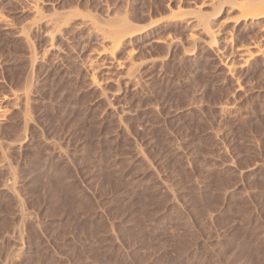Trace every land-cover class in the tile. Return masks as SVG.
<instances>
[{
  "label": "rangeland",
  "instance_id": "374dc122",
  "mask_svg": "<svg viewBox=\"0 0 264 264\" xmlns=\"http://www.w3.org/2000/svg\"><path fill=\"white\" fill-rule=\"evenodd\" d=\"M9 1L3 13L16 28L27 24L43 60L30 67L24 40L0 29V104L11 114L0 137L14 143L7 156L17 194L0 164V264H264V40L247 61L232 53L261 37L236 19L234 0H35L47 17L124 16L159 38L136 50L137 81L104 83V92L80 61L101 46L94 33L65 27L69 42L57 34L49 52L52 27L32 14L31 0ZM198 5L214 25L224 22L214 46L198 30L200 41L185 39L182 20ZM169 37L179 42L169 48ZM26 84L25 130L24 101L10 96Z\"/></svg>",
  "mask_w": 264,
  "mask_h": 264
},
{
  "label": "bare ground",
  "instance_id": "6f19581e",
  "mask_svg": "<svg viewBox=\"0 0 264 264\" xmlns=\"http://www.w3.org/2000/svg\"><path fill=\"white\" fill-rule=\"evenodd\" d=\"M6 2L7 3V0H0V4L1 3H3V2ZM11 1V4H12V2L13 1H15V0H10ZM10 1H9V3H10ZM18 1V3H20L21 1L20 0H17ZM20 1V2H19ZM210 1V0H209ZM211 1H213V0H211ZM226 2H227V0H225ZM229 1V0H228ZM4 2V3H5ZM16 2V1H15ZM15 2H13V3H15ZM231 2H234V3H231ZM29 4H27V6L29 7V10H31L32 11V14H33V12L35 13V17H41V20H42V18L43 19H45L46 20V25L48 24V25H50L51 27H52V30H51V32L49 33V30L51 29V28H49V30H48V33H49V35H47V37H49V39L48 40H50V46L48 47V49H46V50H48L49 51V48L51 47V48H55L56 46H55V40H57V38H56V36H57V34H59L58 36H59V38L61 37L62 39H64V41L66 40V36H64V33H66V32H64L63 33V30H64V28L66 27H69V26H72L73 28H77L78 29V27H81V25L82 26H86V28H88V29H86V28H84V29H86V30H90L92 33H94V35L93 36H95L96 37V41H97V43L99 44V45H101L100 47H99V49L98 48H95V49H93L92 48V50H90L87 54H85L84 55V57H82V59L80 60V61H82V65H83V67L86 69V71L89 73L88 75L90 76V80H91V84H92V86L95 88L96 87V89L98 88L100 91H102V89H103V87H102V85L104 84V83H108V82H113V83H117L118 85H120V84H126V86H127V84L128 83H132V81L133 80H135L136 79V76L138 77V74L140 73L139 71H140V69H141V66L143 65V62H142V65H141V63L139 62H137V57L135 58V53H137L136 52V50L137 49H141L142 47H144V46H146L147 47V45L148 46H150V45H152L153 43L152 42H158V39L159 38H157L156 39V37L155 38H152L151 40H149L148 39V37H147V35H143V31H145V27H137V26H135V24H133V23H131L127 18H125L124 16H121L120 18H118V17H115L114 19L112 18H110V19H99V17L97 18L96 16H94V15H90V14H82L81 16H77V15H79V14H76L75 13V16L74 17H72V15H68V12L67 13H63V12H58L57 13V15H54V16H50V17H47V15L46 16H44V14H43V12L41 11V9H40V5H38L39 3H37V1H35V0H31V2H28ZM211 2H209V4H210ZM216 3V2H215ZM228 3V2H227ZM229 3H231V5L229 4ZM228 3V5H229V9L230 10H235L236 11V13L234 14V15H237V18H236V16H234V19L236 18V19H239L240 21L242 20V21H244L243 22V25L244 24H246V28L247 29H249L248 27H250V29H251V27L253 28V27H256L257 29H258V35L260 34L261 35V37H259L258 38V41H260L261 42V40H264V0H238V1H236L235 2V0L234 1H230ZM205 5H206V3H204ZM212 4H214L213 2L210 4L211 6H212ZM201 5H203V4H201ZM213 6H215V4L213 5ZM1 5H0V29H3V30H6V31H9V32H7V33H10V31L11 30H13L14 32L13 33H10V35L12 36V38L13 37H21L22 38V41L24 42V44L27 46V48H28V50H29V54H28V56L26 55V57H28V59H29V61L31 62L30 64H29V62H28V64L29 65H31L30 67H34L35 66V63H36V61H38L37 60V58L38 59H41L40 57H36L35 56V51L33 50L34 49V46H33V43H32V41H31V39H30V36H29V31L31 30V29H26L27 27V24H26V26H25V24H24V26H21V27H19V28H16L14 25H13V23L9 20V18L7 17V15H5L4 13H3V11H2V9H1ZM204 7H202V6H199L198 5V8L195 10V15L193 16V17H191V18H189L188 19V21H186V17H184L185 18V20H182V21H185V23L186 24H188V34H186L187 36V38H185V39H187V42L191 45L192 43H194L195 44V42H198V40L200 41V36H201V34L203 33V34H206V36H208V38H209V45H212L213 44V46H214V44L216 45V42L218 41V35H220L221 33H222V30L224 29V28H222V27H224L222 24H224V22L222 23V24H220L219 25V23H221V22H217V24L219 25V26H216V25H214V23L212 22V20L210 19L211 18V16L212 15H210V18H209V16H208V14H206L205 15V13H204V9H203ZM215 8V7H214ZM220 8V7H219ZM223 8V7H222ZM28 9V8H27ZM216 9H218V7H217V5H216ZM215 9V10H216ZM221 9V8H220ZM225 9H226V7H225ZM12 10V9H11ZM28 11V10H27ZM216 11H218L217 12V14H219V10H216ZM229 11V10H228ZM227 11V12H228ZM181 12V14H182V11H180ZM231 12V11H230ZM41 13H42V15H41ZM185 13V12H184ZM176 15H180V14H176ZM183 15V14H182ZM213 15H216V14H213ZM206 16H208V17H206ZM190 17V16H189ZM215 17V16H214ZM81 21H80V20ZM212 19H213V16H212ZM214 19H216V18H214ZM235 19V20H236ZM44 20V21H45ZM79 20V21H78ZM105 20V21H104ZM219 20V19H218ZM40 21V20H39ZM214 21V20H213ZM221 21V20H220ZM238 21V20H237ZM33 22H36V21H33ZM32 22V23H33ZM216 22V21H215ZM29 23V22H28ZM31 23V22H30ZM29 23V24H30ZM38 23V22H37ZM238 23V22H237ZM33 24H35V23H33ZM33 24L31 25V28H32V26H33ZM72 24V25H71ZM216 24V23H215ZM28 26H30V25H28ZM187 26V25H186ZM71 27V29H73ZM152 27V26H151ZM29 28V27H28ZM245 28V29H246ZM16 29V30H15ZM69 29V28H68ZM74 29V30H75ZM147 29H149V28H147ZM146 29V30H147ZM228 29V28H227ZM227 29H225V31H227ZM79 30V29H78ZM77 30V31H78ZM81 30V29H80ZM79 30V31H80ZM152 30V29H151ZM197 30H198V32H201V34H199V33H197ZM64 31H66V30H64ZM69 31H70V33H71V30L69 29ZM78 31V32H79ZM148 31V30H147ZM247 31V30H246ZM73 32V31H72ZM224 32V31H223ZM230 31H228L227 33H229ZM257 32V31H256ZM47 33V34H48ZM148 33V32H147ZM226 33V34H227ZM67 35L69 34L68 32L66 33ZM65 34V35H66ZM75 34H76V32H75ZM150 34H152L151 32H150ZM199 34V35H198ZM226 34H225V38H224V40L223 41H226V43H228V38H229V41H230V39H231V36H227L226 37ZM8 35V34H7ZM9 35V36H10ZM149 35V34H148ZM153 35V34H152ZM233 35V34H232ZM221 36H222V34H221ZM70 36H68V42H69V38ZM224 37V36H223ZM56 38V39H55ZM170 38V37H169ZM222 38V37H221ZM223 39V38H222ZM222 39H220V40H222ZM227 39V40H226ZM260 39V40H259ZM168 40V44H166L167 46L169 45V46H172V45H174V44H177L179 41H178V39L177 38H173V39H167ZM170 40V41H169ZM232 40V39H231ZM95 41V42H96ZM160 41V40H159ZM258 41H256V42H254L253 41V43H251L250 41V43L249 44H244V46H242V45H238V47L237 46H235V48L233 47V49L234 50H232V53L233 52H236V55L238 56V59L239 58H243L242 60V62H244L245 60L247 61V59H246V57H245V60H244V56L246 55V54H251L250 56L252 57L255 53H253L254 52V50L252 49V48H255V47H258V50H260V52H261V49H259L261 46H263V43H264V41H263V43H262V45H261V43L259 44L258 43ZM221 42V41H220ZM152 43V44H151ZM181 43V42H180ZM230 43H231V41L229 42V44L228 45H230ZM150 44V45H149ZM193 44V45H194ZM225 44V43H224ZM233 44V42L231 43V45ZM58 45V44H57ZM226 45V44H225ZM230 45V46H231ZM236 45V44H235ZM245 45H247V46H245ZM259 45H260V47H259ZM168 46V47H169ZM229 46V47H230ZM58 47V46H57ZM60 47V46H59ZM145 47V48H146ZM211 47V46H210ZM227 47V46H226ZM264 47V46H263ZM170 48V47H169ZM57 49V48H56ZM189 49V48H188ZM54 50V49H53ZM60 50V49H59ZM62 50V49H61ZM68 50V49H67ZM66 50V51H67ZM126 51V53H125V56H124V58L123 57H121V51ZM217 50V51H216ZM215 51V53L217 54V58L219 57L220 58V60H221V62L225 65V67L231 72V74H233L232 73V71L234 70V68H235V66L233 67V66H231L232 64H230L229 62H226V60H224V58H227V57H229V56H226L225 57V55H226V51L224 50V48H223V50L222 49H219V48H217ZM253 52H252V51ZM263 50H264V48H262V53H263ZM51 51V50H50ZM49 51V52H50ZM69 51V50H68ZM186 51H191L190 49L189 50H186ZM255 51H257V50H255ZM28 52V51H27ZM47 52V51H46ZM71 52V51H70ZM192 52V51H191ZM230 52V51H229ZM260 52H257L256 54L258 55V53H260ZM62 53V52H61ZM68 53V52H67ZM228 54V53H227ZM42 55V54H41ZM45 55V54H44ZM229 55V54H228ZM235 55V54H234ZM235 55V56H236ZM260 55V54H259ZM263 55V54H262ZM25 56V55H24ZM43 56V55H42ZM46 56V55H45ZM45 56H43V58L45 57ZM58 56V55H57ZM61 56V55H60ZM69 56V55H68ZM249 55H247V58H249L248 57ZM25 57V59L26 60H28L27 58ZM60 58V57H59ZM61 58H62V56H61ZM61 58H60V60H61ZM45 59V58H44ZM136 59V60H135ZM41 60H43V59H41ZM149 60H151V59H149ZM148 60V61H149ZM249 60V59H248ZM225 61V62H224ZM241 61V60H240ZM38 63V62H37ZM51 63H53V62H51ZM57 63V62H56ZM53 65V64H52ZM51 66V65H50ZM237 66V65H236ZM29 67V68H30ZM36 67V66H35ZM151 67H152V65H151ZM28 68V70H33V69H29ZM52 68V67H51ZM35 69V68H34ZM228 71V72H229ZM31 74H33L31 71H29ZM139 72V73H138ZM234 72H235V70H234ZM30 73H29V75H30ZM27 75H28V73H27ZM32 76V75H31ZM149 77H151V76H149ZM138 79V78H137ZM147 79H148V77H147ZM28 80H31V78L29 79V76H28ZM135 81H137V80H135ZM26 82H28V81H26ZM32 82V81H31ZM134 82V81H133ZM29 83V85H31V83L30 82H28ZM27 83V84H28ZM26 84V87L24 86V88H23V91H21L20 89V92H17L18 90H13V91H15L13 94H12V97L10 96V99H12V100H15L16 101V103H18L19 101H24V103H23V108H22V111H21V109H20V115H21V121H22V124H23V126H24V128L23 129H25V127H28L30 124H31V114L29 113L30 111H28V106H30L29 105V102H30V91H31V89H29V85H27ZM133 84V83H132ZM136 85H137V83H136ZM28 86V87H27ZM31 88V87H30ZM102 92H104V89H103V91ZM116 93H118V92H116ZM115 93V94H116ZM7 95H9V94H7ZM5 97H7L6 95H5ZM4 97V98H5ZM107 97V96H106ZM8 98V97H7ZM108 98V97H107ZM9 98H8V100H10ZM4 100V99H3ZM7 100V101H8ZM15 101H12V106L14 107L15 105H13L14 104V102ZM109 101V100H108ZM22 103V102H21ZM110 104H108L109 105V107L111 108V106L114 108V105H113V103H111V102H109ZM20 104V103H19ZM17 105V104H16ZM21 105V104H20ZM19 105V106H20ZM111 105V106H110ZM6 106L7 105H1L0 104V126H1V123H4V121L6 120V119H8L7 117H10L11 116V114H10V112L6 109ZM11 106V105H10ZM18 105H17V108L19 107ZM9 108V107H8ZM14 109V108H13ZM19 109V108H18ZM114 109H116V107L114 108ZM7 112H9V114H10V116H8L7 114ZM119 112V115H118V117L120 118H117V119H119L120 121L122 120L121 119V117H122V115L124 114H128V110H126V108H124L123 107V109L121 110V112L120 111H118ZM130 113V112H129ZM123 115V116H124ZM123 118V117H122ZM19 119V120H20ZM116 119V120H117ZM8 120H10V119H8ZM123 122V121H122ZM121 122V123H122ZM8 123V122H7ZM6 123V124H7ZM4 125V124H3ZM5 126V125H4ZM3 128V127H2ZM28 129V128H27ZM26 130V129H25ZM24 132V131H23ZM23 134V133H22ZM25 135V134H24ZM22 136V135H21ZM2 137H0V152H1V157H2V159H0V161L2 162V163H0L1 165H3V166H5V167H7V172H6V176H7V182H6V185L5 186H7L6 187V189H8L9 190V192L11 191V193L13 194H15L16 196H17V194L15 193V185H16V181H15V174H14V170H12L13 169V167H11V161H10V158L7 156V154H8V152H7V150H9V148H10V150H11V147H13L14 146V143L13 142H6V140L4 141V140H2L1 139ZM21 138V137H20ZM26 138V137H25ZM25 138H21V140L22 139H25ZM19 139V138H18ZM15 141V140H14ZM19 141V145H20V139L18 140ZM17 141V142H18ZM24 141V140H23ZM25 141H26V139H25ZM16 144V143H15ZM18 144V143H17ZM23 144V143H22ZM18 145V146H19ZM16 146V145H15ZM21 146V145H20ZM22 148V147H21ZM20 148V149H21ZM23 148H24V145H23ZM17 149V148H16ZM19 149V148H18ZM19 149V150H20ZM140 153H141V151H140ZM142 154V153H141ZM0 165V166H1ZM2 167V166H1ZM4 167V168H5ZM5 176V177H6ZM19 198V197H18ZM21 209L23 210V208L21 207ZM22 210L21 211H19V213H22V216H24V215H26V214H24L23 212H22ZM21 215V214H20ZM28 215V214H27ZM21 217V216H20ZM25 217V216H24ZM23 218V217H22ZM16 229V228H15ZM17 229H19V228H17ZM22 231V230H21ZM21 231H17L16 233H17V235H16V241H18L19 242V240L21 239ZM21 241V240H20ZM18 242L16 243V244H18ZM20 244H21V242H19ZM19 246V245H18ZM20 247H22V246H20ZM14 249H16V248H14ZM17 250H19V248H17ZM16 250H14V252H15ZM16 253H17V251H16Z\"/></svg>",
  "mask_w": 264,
  "mask_h": 264
}]
</instances>
